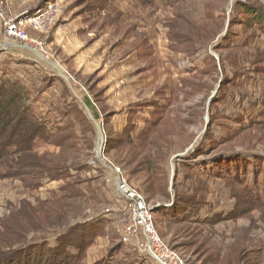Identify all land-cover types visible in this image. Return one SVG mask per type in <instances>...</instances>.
<instances>
[{
    "label": "rangeland",
    "instance_id": "rangeland-1",
    "mask_svg": "<svg viewBox=\"0 0 264 264\" xmlns=\"http://www.w3.org/2000/svg\"><path fill=\"white\" fill-rule=\"evenodd\" d=\"M50 1L56 2L64 15L81 0H0L7 14L19 19L33 15ZM141 2L146 10L153 9V15L163 14L161 23L168 12L189 16L190 22L188 18L185 21L193 30L192 45L184 50L171 42L174 54L167 52L164 36L160 37L163 40L156 36L150 41L154 48L151 64L140 65L141 59L132 57L135 61L131 65H123L128 74L144 67V72L133 79L144 77L145 86H129L127 110L113 111L110 105L103 119L98 116V123L90 121V126H85L81 120L85 118L77 110L72 111L79 115L77 121L61 118L67 116L68 106L77 96L72 83V77L77 76H73L70 58L64 61L70 74L66 75L68 82L51 78L48 84L49 76L35 68L36 63L10 61L0 55V88L14 81L28 85L29 101L50 90L48 97L58 114L49 112L48 118L57 125L65 120L64 125L69 126L63 132H59L60 126H51L59 133L36 139L31 152L36 157L65 161V166L61 163L67 168L61 171L63 184L57 183L59 180L45 184L43 180L42 187L31 188L36 176L32 179L25 174H36L39 169L27 166L16 170L18 160H29L14 155L13 149L1 156L0 241L8 237L3 225L12 235L27 224L20 213L24 203L35 206L62 193H75V210L67 223L25 235L22 243L33 244L26 253L34 264L47 262L49 249L56 245L55 236L82 221L93 222L97 229L96 238L85 245L79 264H150L122 232V209L113 190V173L97 163L92 165L97 161V130L105 128V158L111 167L120 169L129 186L142 193L147 203L160 206L152 214L156 231L187 264H264V0ZM211 20H217L216 25L211 26ZM153 22L154 29L150 23H141L140 28L153 36L158 31L156 15ZM203 25L214 32L213 38L210 33L204 35ZM26 31L30 36L44 34ZM113 34L110 48L122 37ZM133 41V37L128 39L112 56V65L130 51ZM0 42L8 43L1 29ZM14 48L33 51L19 45ZM93 77L96 82L101 78ZM79 80L89 79L78 76L77 83ZM151 176L166 184L168 198L150 197L146 186ZM42 240L47 242L39 244ZM68 252L76 253L72 248ZM25 258L23 255V261ZM73 261L65 260L66 264Z\"/></svg>",
    "mask_w": 264,
    "mask_h": 264
},
{
    "label": "crops",
    "instance_id": "crops-1",
    "mask_svg": "<svg viewBox=\"0 0 264 264\" xmlns=\"http://www.w3.org/2000/svg\"><path fill=\"white\" fill-rule=\"evenodd\" d=\"M173 1L178 4V0ZM145 8L141 0H81L71 12L67 11L62 16V21L49 32L38 36L29 35L31 39L38 40L45 46L50 54V61L44 60L36 51L24 50L28 54H24L23 50L15 51L16 45L11 44L6 39L5 41L8 43L2 42L0 55L8 56L10 61L26 60L36 63L34 67L40 70L43 75L49 76L46 78L48 84L51 83V78L68 82L66 75L70 76V74L67 72L65 57L70 58L75 68L73 76H83L85 80H89H79L77 83V77H72L73 92L77 95L76 101L68 106L67 116L64 115L61 118L66 117L65 120L70 118L72 121L74 119L77 121V117L80 115L88 122L98 123V116L100 115L103 119L104 115L108 113L106 107L110 105L114 107L113 111L123 112L127 110L126 107L130 104L126 102V98L129 96L127 93L129 86L134 87L133 89L145 86L144 77H140L139 80L135 79V81L133 79V77L144 72V67L138 66L133 69L132 73L128 74L127 71H123L125 68L123 65L134 62L135 58L138 61L139 58L141 59L140 65L143 64L142 62H150L149 64H151L154 48L150 41L154 40L156 36L159 40H163L160 37L164 36L168 42L167 52L175 54L170 43L175 41V36L187 34L190 31L187 29V22L185 21L188 18L190 22V17L183 15V12H175L171 15L168 12L167 19L161 23V18H164L163 14L155 13L153 15L152 8L149 10ZM155 15L158 20V31H155L156 34L152 36L151 33H144L140 25L141 23H150L153 28ZM112 32L118 35L122 34V37L110 48L111 39H113L110 35H114ZM131 37H133L135 45H131L130 51L121 57L120 62L112 65L110 60L112 56L118 54L117 52L122 50L124 43H127ZM132 57L135 58L131 59ZM64 61L66 62L64 63ZM93 76L101 78L97 79L96 82ZM69 79L71 80V78ZM24 87L28 88V85H24ZM48 91L42 92L40 96L29 101L28 106L37 121L46 128V133L57 135L60 131L56 133V127H53L55 131H52L51 126H60V130H63L65 120L62 121V125L60 123L57 125L56 120L48 118L49 112L58 114V109L54 108L55 104L48 97V94L51 93L50 90ZM76 110L81 113L79 115L72 113ZM43 183L46 184L49 181ZM57 183H62V181ZM59 186L61 187V185Z\"/></svg>",
    "mask_w": 264,
    "mask_h": 264
},
{
    "label": "trees",
    "instance_id": "trees-1",
    "mask_svg": "<svg viewBox=\"0 0 264 264\" xmlns=\"http://www.w3.org/2000/svg\"><path fill=\"white\" fill-rule=\"evenodd\" d=\"M216 22L217 20L212 21L211 26L216 25ZM202 27L205 28L204 35L207 36L210 33L212 38L214 37V32H209L207 28L208 25H203ZM187 29L190 30L189 33L175 36V41L172 42L175 47H182V49L187 50L189 46L192 45L193 30L191 26H187ZM5 85L6 87L4 89L0 88V158L2 155L3 158L11 154V149H13L14 155H19V157L24 156L23 158L29 160L28 163L18 160V162L14 164L16 170H24L27 166L38 168L39 171H37L36 174L30 172L25 174L32 179L35 176H39L38 180H34L36 177L32 180L33 183L31 182L32 185L30 184L31 188L37 189L39 186H42L43 180L49 182L60 181L63 177L61 171L64 169L67 170V168L62 167L65 166V161L63 162L60 158L58 160H48L46 157H36L31 154L35 140L38 138H48L50 134L46 133L44 125L39 123L31 113L28 106L29 100H27L29 94L28 90L16 81H14V83L6 82ZM86 121V119L83 121L85 126H90V122ZM67 127L69 129V126L65 125V128L60 130V132L65 131ZM102 130L104 138L108 142V133L105 128ZM113 132H116V130ZM107 149L108 147L105 145L104 153ZM61 163L63 164L62 166ZM96 163L98 167L101 168L98 161L93 162L92 165H96ZM92 165L87 164L90 168ZM69 189L71 190L72 188L70 187ZM146 191L148 194L150 193V197L157 195L164 199L168 198L166 184L153 176H151L146 186ZM76 197L75 193L66 195L62 193L59 198L54 196L52 201H40L35 206H32L30 203H24L25 207L22 208L23 211L20 210V213H22L23 218L27 219L25 227L20 228L21 231L14 232L12 235L11 229L7 225L1 227L8 237L0 241V247H4L0 248V264H16L21 262L23 264H34L32 262V256L26 253L29 247L33 249V244L27 245L22 243L25 241V235L29 233H43L45 230L49 229L47 227L64 225L67 223L72 212L75 210L74 202ZM17 225L18 227L22 226L21 223H17ZM93 225V222L85 223L82 221L75 223L70 229H66V231L57 234L55 236V247L49 249L51 254L50 259L47 262L45 261V263L39 260L35 264H66L65 260H67V258L69 260L73 259L74 264H79L85 253V245L96 238L94 232L95 229H97L95 228L97 225ZM45 242L47 241L42 240L39 244ZM15 245H18L20 248H16L17 246ZM68 248L75 249L76 253L70 255ZM23 255L26 257L24 261L22 259Z\"/></svg>",
    "mask_w": 264,
    "mask_h": 264
},
{
    "label": "built area",
    "instance_id": "built-area-1",
    "mask_svg": "<svg viewBox=\"0 0 264 264\" xmlns=\"http://www.w3.org/2000/svg\"><path fill=\"white\" fill-rule=\"evenodd\" d=\"M63 11L56 2H46L36 13L25 18L10 17L0 2V29L2 36L11 44L31 49L45 59L49 54L42 43L30 38L27 29L38 33H47L60 23ZM0 42V50L2 49ZM103 133V131H102ZM103 135L102 151L96 160L100 166L113 173V190L121 204L120 225L127 241L136 248L150 264H187L176 251L169 248L156 231L151 205L142 193L129 186L122 172L105 158V139Z\"/></svg>",
    "mask_w": 264,
    "mask_h": 264
},
{
    "label": "water",
    "instance_id": "water-1",
    "mask_svg": "<svg viewBox=\"0 0 264 264\" xmlns=\"http://www.w3.org/2000/svg\"><path fill=\"white\" fill-rule=\"evenodd\" d=\"M62 77L65 78L64 76H62ZM102 134H103L102 131L98 128V136H97V142H96L97 158H100L101 151H102V142H103V135ZM159 207L158 206H154V207L152 206L151 207V212L152 213L155 212Z\"/></svg>",
    "mask_w": 264,
    "mask_h": 264
}]
</instances>
